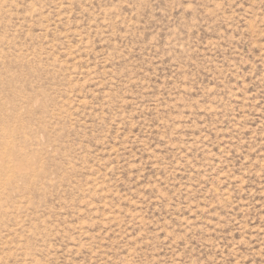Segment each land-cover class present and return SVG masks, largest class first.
Segmentation results:
<instances>
[{
	"label": "rangeland",
	"instance_id": "obj_1",
	"mask_svg": "<svg viewBox=\"0 0 264 264\" xmlns=\"http://www.w3.org/2000/svg\"><path fill=\"white\" fill-rule=\"evenodd\" d=\"M0 264H264V0H0Z\"/></svg>",
	"mask_w": 264,
	"mask_h": 264
}]
</instances>
